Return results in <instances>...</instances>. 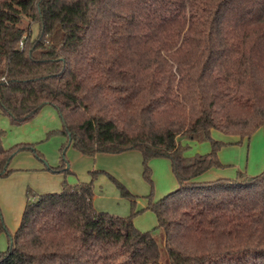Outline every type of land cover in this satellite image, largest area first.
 I'll return each mask as SVG.
<instances>
[{
    "label": "trees",
    "instance_id": "obj_1",
    "mask_svg": "<svg viewBox=\"0 0 264 264\" xmlns=\"http://www.w3.org/2000/svg\"><path fill=\"white\" fill-rule=\"evenodd\" d=\"M46 104L62 146L137 150L146 177L165 157L178 186L148 200L160 245L133 213L96 211L91 180L26 198L0 264H264V168L193 180L221 166L211 130L264 125V0H0V114L19 125ZM2 135L0 177L28 147ZM182 136L209 151L184 156Z\"/></svg>",
    "mask_w": 264,
    "mask_h": 264
},
{
    "label": "rangeland",
    "instance_id": "obj_2",
    "mask_svg": "<svg viewBox=\"0 0 264 264\" xmlns=\"http://www.w3.org/2000/svg\"><path fill=\"white\" fill-rule=\"evenodd\" d=\"M35 31L36 27L33 25L31 34L34 35ZM60 126L61 121L56 110L47 104L19 125H11L8 117L0 114L2 147L28 144L27 148L19 150L10 159L8 168L11 172L0 177V216L4 226V230L0 232V252L6 248L8 234L13 233L19 222L26 198L30 199L39 193L57 192L62 184L90 180L93 191L92 207L96 211L115 216L133 213L131 218L134 227L141 231H150L160 245L161 231L156 228L155 215L147 204L148 200L156 201L178 186L168 159L161 156L150 158L147 161L149 170L146 177L141 155L137 150L120 154L84 155L71 144L62 146L66 140L64 136L47 134ZM210 137L225 143L236 142L221 146L224 161L221 162L217 156L221 166L213 167L228 174L234 173L232 177L226 178H233L237 172L244 175L260 172L261 163L264 162V125L241 141L215 130L210 131ZM177 142L183 147L182 153L186 157L209 151V141H196L182 136L177 138ZM93 170L97 173L91 178L90 171ZM211 174L212 172H208L205 175ZM115 181L123 185L131 197L122 196ZM26 191L29 192L28 197Z\"/></svg>",
    "mask_w": 264,
    "mask_h": 264
},
{
    "label": "crops",
    "instance_id": "obj_3",
    "mask_svg": "<svg viewBox=\"0 0 264 264\" xmlns=\"http://www.w3.org/2000/svg\"><path fill=\"white\" fill-rule=\"evenodd\" d=\"M259 128V127H258ZM257 128V129H258ZM213 131V130H212ZM220 133V132H219ZM235 137V136H234ZM236 138V137H235ZM249 138V137H248ZM236 140H237V138H236ZM242 140V139H241ZM240 140V141H241ZM233 143H236V142H230V143H228V142H226L225 144H233ZM239 144V143H238ZM221 148V147H220ZM219 148V149H220ZM125 152V151H124ZM218 152L220 153L219 155H218ZM120 153H123V152H120ZM120 153H118V154H120ZM217 156L219 157H217L219 160H221V162L222 161H224V158H223V155H222V151H221V149L220 150H218L217 151ZM221 157V158H220ZM225 163V162H224ZM264 168V162H262L261 163V170ZM260 170V171H261ZM208 172H212V174L211 175H209V176H206L205 174H207ZM259 173V172H258ZM234 175V173H232V174H228V173H226V172H223L221 169H218V168H213V167H210V168H208L207 170H205L204 172H202L201 174H199V175H197V177H196V181H208V180H213V179H216V178H220V177H232ZM209 177H214V178H210L209 179ZM92 199H93V196H92ZM18 225V224H17ZM17 227V226H16ZM16 229V228H15Z\"/></svg>",
    "mask_w": 264,
    "mask_h": 264
},
{
    "label": "built area",
    "instance_id": "obj_4",
    "mask_svg": "<svg viewBox=\"0 0 264 264\" xmlns=\"http://www.w3.org/2000/svg\"><path fill=\"white\" fill-rule=\"evenodd\" d=\"M19 45H20V43H19Z\"/></svg>",
    "mask_w": 264,
    "mask_h": 264
}]
</instances>
